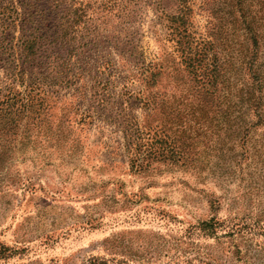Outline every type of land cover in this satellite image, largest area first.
Here are the masks:
<instances>
[{
    "label": "rangeland",
    "instance_id": "rangeland-1",
    "mask_svg": "<svg viewBox=\"0 0 264 264\" xmlns=\"http://www.w3.org/2000/svg\"><path fill=\"white\" fill-rule=\"evenodd\" d=\"M9 2L0 0V13ZM12 2L18 17L0 30V82L17 71L19 37L32 32L45 56L60 60L58 70H34L45 75L50 101H74L84 113L94 81L130 91L141 138L137 153L125 152L115 120L99 117L88 131L62 123L56 134L60 127L49 124L44 142L13 148L0 160V264H186L210 254L219 264H264V250L249 242L237 239L235 249L231 239L216 243L194 229L230 217L264 224V128L228 133L218 120L223 94L235 99L242 87L231 7L209 31L201 0ZM248 10L261 75L264 0H249ZM73 45L72 72L82 76L68 84L63 67ZM201 50L209 64L230 60L228 82L212 87L190 66ZM261 96L264 113V87ZM240 105L227 110L235 116Z\"/></svg>",
    "mask_w": 264,
    "mask_h": 264
},
{
    "label": "trees",
    "instance_id": "trees-1",
    "mask_svg": "<svg viewBox=\"0 0 264 264\" xmlns=\"http://www.w3.org/2000/svg\"><path fill=\"white\" fill-rule=\"evenodd\" d=\"M9 1V4L0 13L1 31L12 28L16 24L18 17L12 0ZM201 4L203 10L210 15V21H208L209 31L213 30L214 24L212 23V19L215 20V17H219L221 8L231 7L233 10V12H230L232 16L231 24L234 25V29L237 32L236 36L241 45L236 59V69L241 75L239 82L241 81L242 87L235 96V99H233L232 91L228 92V94H223V98L227 99L228 103L226 109L219 110L218 113H222V116L218 120L220 123L226 121L227 125L221 130L228 133H239V131H242L243 134L244 132L247 134L253 127L262 126L264 128L261 96L264 87V73L260 75L258 71H254V67H256L254 62L258 56L259 34L256 28L252 26L253 22L248 12L249 0H201ZM13 13L15 16H13ZM68 30L69 34L73 33L72 27ZM226 32L229 31L225 30L224 33ZM19 41L20 45L16 47L19 63L17 71L10 73L7 71L10 75L4 78L5 81L2 80L0 82L1 162L6 160L10 156V152L19 146L32 143L34 140L44 142L46 128H50L49 124L60 127L56 129V134H60L63 130L62 123H66L69 129L81 128L88 131L94 122L97 123L99 117H104L103 123H106L109 119L111 121L115 120L113 123L116 127H119L122 135L121 138L123 139L122 143L120 141L117 143V148L124 145L122 148L125 149V152L129 151L131 153L133 151L137 153L138 146L140 145L141 130L136 117L132 114V92L124 90L114 93L110 90L111 85L109 83L101 81L97 83V81H94V85L91 88L90 100V108L92 110L87 109L84 113H79L80 107L74 101H63L59 100L58 97H53L50 101V94H48L43 78L45 75H42L40 72L39 76H36L38 73H35V71L40 70L41 67L45 68L46 72L52 69L58 70L56 63L59 64L60 60H57L59 62L49 60L45 56L47 50L40 44L32 32L28 36L21 35ZM68 54L70 57L69 60H66L65 64H67L65 67H63L66 71L63 80L68 84H75V78L82 76L77 71L72 72V67L76 64L74 60L78 54L77 47L73 45ZM206 55L205 51L201 50L196 54L199 59H194L190 63V66L192 68L197 67L200 70L199 74L201 76L209 75L211 86L214 87V82H218L219 78H226L230 70V60L213 59L212 63L209 64L206 61ZM61 62L64 64V61ZM255 73H257V77ZM225 81L228 82L229 78H226ZM254 88L257 95H254ZM80 90L81 88L76 91ZM238 105L240 107L235 116L233 115L234 111L229 112L227 110L229 107L235 110ZM51 113L54 120H50ZM107 113L109 116H107ZM75 122L81 127L75 125ZM71 140L73 141V139ZM8 146L11 148H6ZM17 150L19 151L20 149ZM133 162L132 164L135 165L137 161ZM237 221H239L237 217H230L222 221L211 219L210 221L198 223L194 229L196 233H200L205 238L213 239L216 243L221 238L231 239L232 246L235 249L236 245L234 243L237 239H240L250 243L249 247L246 248H251L255 251L264 250V224L258 225L256 222L247 223L245 220ZM218 233H221V235H218ZM256 238L260 239L256 240ZM253 239L256 240L255 244ZM195 247H199V244L196 243ZM230 249L231 247L228 250ZM236 253L241 254L238 249ZM200 256L198 255L193 260L185 261V263L219 264L217 263L219 259L214 258L211 254L205 258H201Z\"/></svg>",
    "mask_w": 264,
    "mask_h": 264
}]
</instances>
